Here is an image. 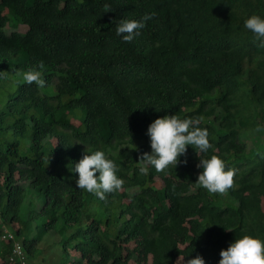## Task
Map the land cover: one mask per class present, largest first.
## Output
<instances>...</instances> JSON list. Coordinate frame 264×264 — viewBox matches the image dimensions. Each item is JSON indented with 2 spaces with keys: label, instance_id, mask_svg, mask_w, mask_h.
<instances>
[{
  "label": "trees",
  "instance_id": "obj_1",
  "mask_svg": "<svg viewBox=\"0 0 264 264\" xmlns=\"http://www.w3.org/2000/svg\"><path fill=\"white\" fill-rule=\"evenodd\" d=\"M152 13L131 43L116 35L120 19ZM252 15L264 19V0H0V85L8 67L37 68L48 91L22 81L0 109L2 133L17 138L0 145V214L14 236L0 226V264H26L52 231L72 230L67 264H219L236 239L264 241V47L244 27ZM166 115L202 118L212 148L200 158L235 169L233 189L194 185L191 146L176 169L139 174L147 130ZM87 150L115 162L123 191L104 201L76 187L71 167ZM16 243L24 259L12 262Z\"/></svg>",
  "mask_w": 264,
  "mask_h": 264
},
{
  "label": "clouds",
  "instance_id": "obj_2",
  "mask_svg": "<svg viewBox=\"0 0 264 264\" xmlns=\"http://www.w3.org/2000/svg\"><path fill=\"white\" fill-rule=\"evenodd\" d=\"M109 5L104 6V11L109 12ZM155 13L145 14L139 21L120 19L116 24V35L122 36L123 41L131 43L141 34L146 27L147 21L153 19ZM244 27L253 33L255 38L261 41L264 47V19L258 15L248 18ZM37 67L44 68L41 61ZM3 72H0L2 74ZM23 81L28 85L36 84L38 87L45 86L42 72L32 68L23 73ZM202 118L181 119L177 115H166L156 119L150 124L147 136L150 138L151 153H143L139 157V174L144 176L149 172V167L155 168L157 173H166L170 167L181 163L180 157L186 156L188 147L191 146L200 159L197 167L202 169L194 184L198 188L205 189L209 194L225 195L234 188L235 169H226L224 160L217 155L201 159V153H206L212 145L209 141V132L201 128ZM264 129L257 127L255 131ZM48 162V158L45 157ZM183 163L186 165L187 160ZM71 171L78 173L76 187L80 190L94 194L100 200H107L106 194L124 190V180L117 176L118 167L115 162L106 157L104 151H95L83 156V158L71 167ZM99 173V175H97ZM6 226V225H5ZM12 232L9 227H7ZM219 264H264V241L244 235L236 239L227 250L220 252ZM177 264H185V257L180 256ZM186 264H205L201 256L188 259Z\"/></svg>",
  "mask_w": 264,
  "mask_h": 264
},
{
  "label": "rangeland",
  "instance_id": "obj_3",
  "mask_svg": "<svg viewBox=\"0 0 264 264\" xmlns=\"http://www.w3.org/2000/svg\"><path fill=\"white\" fill-rule=\"evenodd\" d=\"M16 31V29H9V32ZM26 30L25 26H20L17 31L24 32ZM15 60V59H13ZM23 73L22 70H16L14 67L9 68L5 70V75L7 77V80L4 82V84L0 85V109L3 107L5 108L8 99L10 96L15 92V90L18 87V84L23 81ZM43 91L48 92L47 89L42 88ZM50 93H56V88L52 87V92ZM10 120V119H9ZM17 138L14 136L13 133H2L0 128V145L8 146L10 143L14 142ZM20 151L22 153H25L28 151L30 146V139L26 136V138H20ZM51 165V164H48ZM67 166H61L59 169H56V171L67 175ZM30 201L33 202L34 200H38V195L34 193V195H29ZM33 196V197H32ZM262 209L264 212V201H262ZM34 207H36L34 202ZM37 208V207H36ZM40 222H48V218H42ZM38 224V222L35 224V226ZM10 230H12L11 227H9ZM72 230H69L67 233H61L60 231H52L49 233L43 242L41 243L39 247V252L36 255L35 258H29L28 261H26V264H67L69 261H72L74 257H76V253L74 251L70 252H64V244L65 241L69 238V235L71 234ZM177 264V262H176Z\"/></svg>",
  "mask_w": 264,
  "mask_h": 264
},
{
  "label": "built area",
  "instance_id": "obj_4",
  "mask_svg": "<svg viewBox=\"0 0 264 264\" xmlns=\"http://www.w3.org/2000/svg\"><path fill=\"white\" fill-rule=\"evenodd\" d=\"M0 226L4 230L3 231V237H2L3 240H8V239L14 238L12 232H10L8 230L7 226H5L3 219L1 217V214H0ZM16 259L21 260V261H23V259H24V251H23L22 246L19 243L15 244V247H14L13 252H12L11 261L14 262Z\"/></svg>",
  "mask_w": 264,
  "mask_h": 264
}]
</instances>
